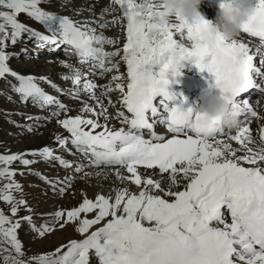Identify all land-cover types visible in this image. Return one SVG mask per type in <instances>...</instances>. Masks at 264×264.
Returning a JSON list of instances; mask_svg holds the SVG:
<instances>
[{"label":"snow or ice","instance_id":"snow-or-ice-1","mask_svg":"<svg viewBox=\"0 0 264 264\" xmlns=\"http://www.w3.org/2000/svg\"><path fill=\"white\" fill-rule=\"evenodd\" d=\"M48 2L0 0V79L15 80L10 87L21 103L31 102L41 109L54 106L47 119L56 117V123L70 134L56 135L57 144L67 150L70 143L83 161L66 160L48 146L0 154V180L7 181L0 186V200L10 206L13 218L22 206L31 213L23 198V187L14 179L16 172L9 166L19 161L30 168L37 163L36 158L75 174L90 167L107 170L105 175L114 172L119 182H130L139 191L116 188L112 190L114 196L97 194L94 199L82 193L77 207L57 211L51 223L39 226L31 215L10 219L0 211V245L9 246L3 249L9 253L4 256V264H29L21 259L24 253L17 234L21 220L38 238L53 231L55 225L63 229L70 222L75 223V231L82 237L31 258V264H90L92 255L98 264H264V125L254 150L248 146L255 141L247 124L251 117L261 118L247 99H237L250 89L264 94V0H256L257 10L241 32L258 39L254 51L240 39H218L210 46L204 35L206 22L187 28L170 23L161 28L156 23L161 15L159 0H112L122 10L119 19L126 21L122 56L119 50L104 51V44L115 41L96 34L90 22L75 21L41 7ZM110 11L103 9L100 19L91 23L101 29L117 23V18L103 20ZM21 15L42 25L48 34L21 22ZM174 33L181 40L186 37L189 44L178 42ZM28 40L50 52L62 49L65 56H76L89 71L100 69L101 75L118 71L119 64L114 61L120 56L127 66L126 81L114 75L97 96L96 85L87 79L82 84L84 73L61 59L60 65L69 72L62 79L71 80L76 87L72 95L78 96L82 85L100 109L97 112L85 103L81 111L95 118L69 116V109L39 86L44 82L60 92L55 83L44 76L18 73L9 66L10 57L20 53L6 49L18 42L26 45ZM20 52L28 57L26 47ZM257 55L258 66L254 63ZM185 62L211 74L214 83L210 87L235 98L243 117L238 127L223 130L201 126L196 123L202 119L201 114L193 107L185 109L182 94L169 91V75L180 76ZM117 90L120 108L111 116L102 97ZM157 97L158 104H154ZM108 105L116 107L111 99ZM62 113L65 118L59 119ZM110 118L118 120L121 127L110 128ZM157 125L164 126L170 137L153 131ZM22 130L32 132L33 127L25 125ZM224 136L242 145L244 154L237 155L241 149L218 139ZM29 155L33 159L26 158ZM30 174L40 176L59 195L65 194L75 180L74 175L53 181L40 173ZM13 193H19V198Z\"/></svg>","mask_w":264,"mask_h":264},{"label":"rangeland","instance_id":"rangeland-1","mask_svg":"<svg viewBox=\"0 0 264 264\" xmlns=\"http://www.w3.org/2000/svg\"><path fill=\"white\" fill-rule=\"evenodd\" d=\"M74 1H73L74 2L73 4L72 0H69L68 4L69 3L73 5L77 4V6L81 5L85 7L84 4H87L86 2L95 1L96 3L100 5L99 7L101 10L107 8L105 7L107 6L106 4L110 5L111 3V0H87V1L86 0H80V1L74 0ZM203 2H205V0H203ZM63 4L64 2H61L59 0H49L48 3L42 4L41 7H43L47 11H52V12L60 14L62 11L66 9V6H62ZM210 9H211V6H207L206 13H208ZM80 12H81L80 14H75L73 12H70V14L61 13L60 15H66V16H69L71 19L74 18L76 20V18L79 17L81 14L87 18H92L94 17V13L96 11L91 12V16L89 15V12L87 13L86 10H83ZM100 14L101 13H99V15ZM117 14H118V18L122 17V13H119L118 9L114 8L109 13H106L104 17L109 18V20H106V21H112L114 19L113 17L116 16ZM19 19L21 22H24L25 24L32 27L33 29L40 31L42 34H48L46 29L42 25L27 18L26 16L21 15ZM122 27L123 26L109 23L106 28H103V29L100 28L96 30V34L116 35L119 37L121 36V34L119 33L122 31ZM124 30L126 31V29ZM122 37H123V34H122ZM22 39L26 40L27 37L25 36ZM246 39H249L250 41H255V39H253L252 37H248V36L246 37ZM23 47H26L28 49V57H25V55L20 52V49ZM116 47L118 48L117 50H119L120 52V56H122L123 54H122L121 49H123V46L119 45L118 43ZM110 49L111 48H107V51H110ZM6 51H8L9 53H20L19 56H15V55L11 56L8 61L9 66L14 71H17L18 73H21V74H31L34 76L44 74L49 80L55 83L61 89L60 92H55V90L52 87H50L49 84L44 83V82H41L39 86L42 87L49 95L56 97L59 101H61V103H63L64 105H67L69 111L71 112L76 111L78 108V106L77 107L75 106L76 104H80L79 106L81 105L84 106L85 104L84 98L89 95L85 94V92H82V90L81 91L79 90V95L73 96L72 92H74L76 89L69 87L70 80H67V81L64 79L62 80V76H63L62 73H58L52 68L54 66V62L53 60H49L50 57L55 56L58 53L62 54L63 51L57 50L56 52H50L47 47L45 48L37 47L36 44L31 40H28L26 45L22 42H18L15 46H10L9 48H7ZM73 56H67V57L65 56V57L70 58ZM120 56L116 57L114 61L119 64L118 71H116L115 69L112 70L113 72H115V75L116 74L121 75L123 74L122 72L127 71L126 69L127 67L125 68V64L120 59ZM45 58H49V59H45ZM81 66L79 67L81 68ZM84 66L87 67L86 65ZM90 81L93 83L94 82L96 83V81H99L103 88H105L104 86H108V84L112 82L109 80V77L106 76V73L103 75L99 74L96 77V79L90 78ZM10 82L15 83V80L11 77H9L8 80L0 79V154H13V153L31 152L33 150H37L38 148H35L33 146L34 144H29V143L36 141L37 138L38 139L42 138V135L44 136L45 133L49 132V130L53 131L52 127L55 126L53 122L56 119L54 117H52L51 119H47V117L49 118L51 116L52 110H49L50 106H48L47 108L41 109L37 106L32 105L31 102L27 104L21 103L19 100V96L11 90ZM112 87H114V83L112 84ZM109 96H112V97L114 96L115 98H117L113 102L115 103L120 97V93L118 92V90L113 91L111 92ZM261 96H262L261 92H259L256 89H253L251 92V95L247 96V98L245 99H247L249 103L253 105V107L255 106L254 109H258L259 105L261 107V105L263 104L262 99H264V96L262 97ZM107 98H110V97H107ZM159 98L157 97L154 101L156 100L158 101ZM86 101L94 102L95 100L90 98L89 96V98H87ZM33 112L34 113L36 112V113L34 114ZM110 113L111 114L114 113L112 112V109ZM28 116H32L34 118L38 117L39 119L28 120L27 119ZM43 123L46 125H44ZM25 125H31L33 127V131L28 132V131L22 130V126H25ZM108 126H110V128H115V125H112V123H109ZM158 126L159 125L154 127V131L157 132V134H160V132H158V128H159ZM165 135L166 137H168L167 134ZM68 145L67 147L74 154H69L68 150L62 149L60 148V146H58L56 149H53L54 153L56 155L63 157L66 160L77 162V160H75V154L77 152L74 151L75 149L72 147L70 143ZM237 153L239 154V152ZM26 158L33 159V157L30 155L27 156ZM36 159H37V163L31 165L30 168H26L25 166L20 164L19 161H15L13 162L12 165L9 166L12 170L16 172L14 179L16 182L22 185L23 193H24L23 198L25 199L27 203V207L32 210L31 213H29V211L22 206L17 216L13 218L12 213L10 211V206L6 204L5 202H3L2 200H0V211H3L4 214L9 216L10 219H20L21 217L31 215L34 223L37 226H39L41 224L51 223L53 219V214L55 212L60 211V210H69L75 207L77 203H74L73 205L65 204L64 203L65 199L63 200V198L67 194L68 191H71L72 189H74L75 186H77L78 184H83L84 187L88 188L90 186V183H87V181L90 182L89 180H91V176H88L89 175L88 171L94 169V167L86 168L84 169V172L75 174L71 171H67L63 169L62 167H60L58 164L54 162L46 164L42 160H39V158H36ZM41 165L42 166L44 165L48 169L49 172L54 173L57 177H61L62 175H66V174H68L67 176L69 175L75 176L74 182L72 183L71 187L67 190L65 194L59 195L56 191L53 190V188L51 187L49 183L45 182V180L41 179L37 175L30 174V172L33 173L30 170H33L35 166H41ZM0 167H2V165H0ZM21 173H23V175H21ZM84 173H88V175L86 176ZM59 179L63 180V178H59ZM5 182L7 181L0 180V186H2L3 183ZM124 184H128L130 189L133 188L132 186L135 187V185L130 184V182L121 183V186H123ZM13 195L19 198V193H13ZM70 196L72 197V193ZM60 204H62L61 207H60ZM58 230L60 231L61 229L59 228V225L57 224L55 225L54 230L51 231L49 234H47L45 237L38 238L36 236V233H34L30 229L28 223L21 220V227L17 230L18 239L22 243V250L24 253L21 259L31 264V258L36 257L40 254H45L46 252H44V248L42 246L40 248H36L35 246L36 243L39 241H42L43 239H46V237L50 236L56 231L59 232ZM62 239L63 240L61 241L66 240L62 244H66L69 241V238L67 239L66 236H64ZM58 243L59 242L50 243L49 246L58 247L61 245V243L59 244ZM5 247H9V246L0 245V264H4V256L9 254L8 252H5L3 250ZM9 251H11L10 248H9ZM12 255H15V253L12 252ZM90 264H98L97 259L94 255L90 257Z\"/></svg>","mask_w":264,"mask_h":264},{"label":"bare ground","instance_id":"bare-ground-1","mask_svg":"<svg viewBox=\"0 0 264 264\" xmlns=\"http://www.w3.org/2000/svg\"><path fill=\"white\" fill-rule=\"evenodd\" d=\"M59 1L62 2V0H59ZM73 1L74 0H72V2ZM68 2H69V0H64V4L62 6H66V9L61 12L62 14H66V13L67 14L68 13L70 14V12H73L75 14H80L81 13L80 11L86 10L87 13L89 12V15L91 16V12L96 11L94 13V17H92V18H87V17H85V16H83L81 14L79 17L76 18V20L74 18H73V20H75V21H88V22H90V27H92V28H94L96 30L100 29V27L98 26L97 23H91L93 21H97V20L100 19L99 13H101L102 10L100 9V7H99L100 5L98 3H96L95 1H93V2H90L89 1V2H86L87 4H84L85 5V7H84V6H81V5H78L77 6V4L76 5H73L75 1L73 2V4H71V3L68 4ZM205 2L202 3V5L200 7V12H201V14L203 15V17L205 18L206 21H212L214 19L215 15H216V12L218 10V6H219L221 0H206ZM111 4H112V6H111ZM106 5L107 6H105V7L111 8V9L117 8L118 9V12L119 13H122V10L120 9V7L118 5H115L114 3H112V0H111L110 5L109 4H106ZM209 5L211 6V9L209 10L208 13H206V7L209 6ZM75 10H78V12L75 11ZM113 18H117V20H118L117 23H115V24L120 25V26H123L122 27V31L119 33V34H121V36L118 37L116 35L103 34L106 38H110V39H113L115 41V43L112 44V45H109V44H104L103 45V49H104L105 52H113V51H116L118 49L116 47L118 45V43H119V45L123 46V44L126 42V31L124 30V29H126V21L123 20V19H119L118 18V14L116 16H114ZM103 20L106 21V20H109V18L103 17ZM122 34H123V37H122ZM246 36H247V34L241 33L238 39H240L242 42L249 43V47L254 51L255 49H254L253 46L256 43H258V42H254V41H250L248 39H245ZM174 39H176L178 42L184 43L186 45L189 44V42L187 41L186 37H185L184 40H181L178 33H174ZM107 48H111L110 51H107ZM59 51H63V50H59ZM122 54H123V52H122ZM66 57L64 56L63 53L62 54L58 53L57 55L50 57V59L49 58H45V59L53 60L54 66L52 68L55 71H57L58 73H62V75H67V74H69V72H68V69H66V68H64L63 66L60 65L59 61L61 59L66 60L68 63L72 64L75 68L80 69L81 72L84 73V76L82 77V84H83V82H84L85 79H87V80H90V78L96 79V77L101 73V70L100 69H96L94 72H91V71H89L88 66L87 67H85L84 65H83L84 67L81 66L82 64H80L78 62V58L76 56H73V57H70V58H66ZM254 63L257 64V66L259 65V56L258 55L254 57ZM79 66H81V68ZM126 67L127 66L125 64V68ZM156 70H158V69H156ZM180 71H181V75L178 76V77H173V76H171V74L169 75V77H168V79L170 81L169 91L170 92H173V93L182 94L183 98H187V96H188L189 97V100H191L192 102L195 103V97L194 96L191 97V91L192 90L189 88V81L192 80V79H195V78H207L209 73H207V72H200L196 67H194L191 63H188V62H185V66L182 69H180ZM122 73L123 74H121V75L116 74V76H120L123 81L124 80L126 81V71H124ZM114 75H115V72H113V71H109V72L106 73V76L109 77V80L110 81H112V77ZM41 76L46 77L44 74H42V75H36V77H41ZM69 84H70L69 87H72V88L76 89V87L72 84L71 80L69 81ZM95 85H96V89H95L96 95L99 96L100 93H101V91H105V88L102 87V85L100 84L99 81H96ZM187 88H189V91L187 90ZM81 90H82V92H84L83 91V88H82V85L80 87V91ZM251 91H252V89H250L242 97H247L248 95H250V92ZM107 97H110L111 98L112 96H107ZM107 97L106 96L105 97H102L103 103L106 106H108V112L109 111L111 112V109H112V112H114V113L113 114H111L110 112L109 113L111 114V116H114L115 112L120 108V105L118 103L120 97L115 102V105L117 106L116 108L115 107H110V105H108V101H109L110 98H107ZM87 98H89V96H87V97L84 98L85 103L86 104L88 103V105L91 103L89 106H92L93 108H95V110L97 112H99L100 109L97 106V101L96 100L94 102L86 101ZM112 98H111V101L112 102H114L115 99H117V98L114 97L113 100H112ZM253 102H255V101H253ZM157 104H158V102H157ZM79 105L80 104H76L75 106L76 107L78 106L77 110L74 111V112L69 111L67 113V115L72 116V117H75L76 115H81L83 118H95V117L91 116L90 114H88L86 112H82L81 109L84 106H82V105L79 106ZM65 106L68 108L67 105H65ZM53 108H54V106H50L49 107V110H53ZM34 110H35V108H34ZM255 110L257 112L258 117H260L261 119H257L256 117H251L250 118L251 119V123L250 124H247V127L249 128V130H250V132H251V134L253 136V139L255 141V143L250 144L248 146L251 147V148H253L254 150L256 149V145L259 143V139H260V131L259 130H260V127L262 125H264V106H263V104H262V107H260V105H259V108L258 109H255ZM36 112H38V111H36ZM125 112H126V109H125ZM54 118L57 119L56 117H54ZM63 118H65V115L62 113L61 116L59 117V119H63ZM240 119L242 120L243 117L241 116ZM100 122L101 123L104 122L102 117L100 118ZM53 123L55 125L54 127L51 126L52 129H53V131H50L49 130V132L45 133L44 136L42 135V138H40V139L37 138L36 141H33L31 143L28 142V143L29 144H34L33 146L35 148H38V149L43 148L45 146H48V147H50L52 149H56L59 145L57 144V142L55 140V136L56 135L69 136L70 134L65 129H63L60 125H58L56 123V120ZM109 123H112V125H115V128H113V129H118L119 127H121L119 121L116 120V119L110 118ZM44 125H46V124H44ZM96 131H99V129H97ZM9 132H11V131H9ZM164 133H165L164 130H161V133L160 134H164ZM233 134H234V132H233ZM167 135H168V137H170V134H167ZM218 139H221L223 142L229 143L233 148L241 149V151H238L239 154L237 153V155H243L244 154V151H246V149H243V146L242 145L238 144L234 140H231L228 136L218 137ZM67 150H69L68 147H67ZM72 160H74V159H72ZM75 160H77V162L83 161V157L81 156L80 153H76L75 154ZM84 162L86 163V161H84ZM46 164H48V163H46ZM30 171H32L33 173H40L41 176L47 177L49 180H53V181H55V180H57L59 178H63L64 179L68 175V174H66V175H62L61 177H57L54 173L49 172L48 169L44 165L43 166L42 165L41 166H35L33 168V170H30ZM105 171H107V170H105ZM105 171H101V169H97L95 167H94V169L88 171L89 172V175L88 176H91V180H89L90 182L87 181V183H90V186L88 188H86V187L83 186V184H78L77 186H75L74 189H72L71 191H68L67 194L64 196V198H63V200L65 199V202L64 203L65 204H70V205H73L74 203H77L75 205V207H77L82 202V198H83L82 193L83 194H86L87 198L94 199V197L97 194H104L106 196L109 195V194H111V195L114 196L115 193L112 190L113 189H116V188H122V187H128L129 188V185L128 184H124L123 186H121V182H119L117 180L114 172H109L107 175H105ZM139 171L143 172L144 170L141 168V169H139ZM149 171H151V170H149ZM125 174L126 175H131V174H128V173H125ZM160 175L166 176L167 174H160ZM153 178L154 179H159L160 176H155ZM183 183L184 182L181 181V184H183ZM85 184H86V182H85ZM132 187H133L132 189L129 188V190L131 192H138L139 191V189H137L136 187H134V186H132ZM71 193H72V197L70 196ZM61 205L62 204H60V207H61ZM83 215L84 214H82V216ZM91 216H92V214L89 213L88 214V217L91 218ZM64 236H66L67 239L69 238V240H71V239H77V240H79V239L82 238V237H79L80 235L75 231V223L72 222V223H68L59 232L56 231L53 234H51L50 236L46 237V239H43L42 241L37 242L35 246H36V248H40L42 246L44 248V252L49 253V252H51L52 250H54L57 247V246L56 247H54V246L51 247V246H49V244L50 243H56V242H59V243L62 244L63 242L66 241V240L65 241H61V240H63L62 238Z\"/></svg>","mask_w":264,"mask_h":264},{"label":"clouds","instance_id":"clouds-1","mask_svg":"<svg viewBox=\"0 0 264 264\" xmlns=\"http://www.w3.org/2000/svg\"><path fill=\"white\" fill-rule=\"evenodd\" d=\"M159 3L161 15L156 23L161 28L170 23L187 28L206 22L204 35L210 46H214L218 39L225 42L238 39L257 10L256 0H221L214 19L206 21L200 12L203 0H159ZM193 109L202 116L196 123L205 128L234 130L241 120V110L235 106V98L216 87H209Z\"/></svg>","mask_w":264,"mask_h":264}]
</instances>
